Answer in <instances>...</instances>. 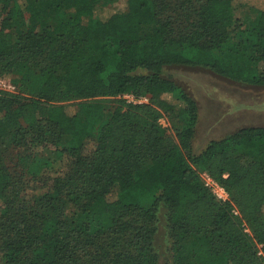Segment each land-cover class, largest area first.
<instances>
[{"label": "trees", "instance_id": "16d2710c", "mask_svg": "<svg viewBox=\"0 0 264 264\" xmlns=\"http://www.w3.org/2000/svg\"><path fill=\"white\" fill-rule=\"evenodd\" d=\"M108 1L0 0V79L15 88L0 94V142L30 152L22 161L44 148L62 163L10 196L0 162V264H158L159 206L167 264H264V127L193 154L196 104L163 74L202 68L264 87L252 71L264 68V0ZM241 6L256 18L231 44ZM163 116L184 122L173 137Z\"/></svg>", "mask_w": 264, "mask_h": 264}, {"label": "rangeland", "instance_id": "374dc122", "mask_svg": "<svg viewBox=\"0 0 264 264\" xmlns=\"http://www.w3.org/2000/svg\"><path fill=\"white\" fill-rule=\"evenodd\" d=\"M124 1L111 0L106 4L114 7ZM232 15L233 22L228 32L229 42L234 44L243 38L242 32L255 20L256 11L241 6L235 8ZM252 71L263 74L264 68L254 66ZM163 74L170 77L196 104L197 121L191 142L193 154L199 153L209 141L226 137L239 128L264 127V87L232 81L202 68L171 66L164 68ZM104 106L109 110L112 103L104 102ZM74 109H77L75 105ZM183 123L181 119L168 120L164 116L159 121L166 128V134L171 137L173 130L181 128ZM0 151L1 165L12 177L10 196L15 192L19 193L25 184L36 187L32 181L37 180L43 172L52 175L62 169L61 162L53 161L50 164L52 157L49 150L44 148L33 151L29 160L22 161L30 152L14 148L9 137L0 142ZM44 161L47 162L46 165ZM3 203L4 200L0 199V209ZM165 212L159 206L156 215L153 249L158 256V264H167L169 261L170 241L166 235ZM2 220L0 219V223Z\"/></svg>", "mask_w": 264, "mask_h": 264}, {"label": "built area", "instance_id": "2783aa9c", "mask_svg": "<svg viewBox=\"0 0 264 264\" xmlns=\"http://www.w3.org/2000/svg\"><path fill=\"white\" fill-rule=\"evenodd\" d=\"M3 93L13 94L15 93V88L12 84L0 79V94ZM123 99H125L127 103H132V104H139L146 102L144 98H134L128 95H124ZM199 176L203 186L212 194V196L216 200L218 201L227 200V195L224 192V190L220 186H218L211 178H209L205 173H201ZM257 254L262 255L260 251Z\"/></svg>", "mask_w": 264, "mask_h": 264}]
</instances>
